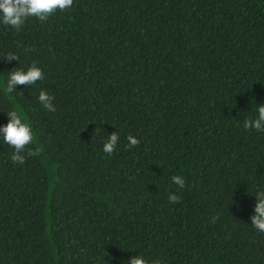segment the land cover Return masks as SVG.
<instances>
[{
    "label": "trees",
    "instance_id": "16d2710c",
    "mask_svg": "<svg viewBox=\"0 0 264 264\" xmlns=\"http://www.w3.org/2000/svg\"><path fill=\"white\" fill-rule=\"evenodd\" d=\"M34 62L44 79L7 93ZM260 104L264 0H74L0 23V127L18 111L42 149L13 164L0 139V264H264V132L243 127Z\"/></svg>",
    "mask_w": 264,
    "mask_h": 264
},
{
    "label": "clouds",
    "instance_id": "9594fccd",
    "mask_svg": "<svg viewBox=\"0 0 264 264\" xmlns=\"http://www.w3.org/2000/svg\"><path fill=\"white\" fill-rule=\"evenodd\" d=\"M73 2L74 0H0V23L20 31L30 17L37 18L41 23L46 22L57 11L63 12L70 9ZM19 46L23 47V45ZM33 50L27 48L25 52L28 53ZM19 59L15 53H9L5 58L7 61H19ZM43 79L44 73L35 62L27 70L13 69L7 75L6 92L15 93L17 86H32ZM54 100L55 97L46 91L41 90L39 92V103L50 112L56 111ZM7 117V124L0 127V139L14 149L11 156L12 163L22 165L25 163L26 157L39 156L42 151L40 147H29L34 142L31 126L23 120L16 110L7 112ZM243 127L246 130L254 129L257 132H264V104L258 105L255 118H246L243 121ZM126 139L129 147H136L140 144V141L132 135H128ZM119 140L120 137L117 132L108 135L103 144L104 153L111 156L115 152ZM171 179L178 188L183 189L185 187L186 181L183 176L175 175ZM255 198L254 214L250 217L251 225L260 233H264V190L258 191ZM180 199L181 197L177 194H170L168 197L170 203H179ZM216 219L214 217L212 223H215ZM127 264H148V261L142 255H137L128 260ZM155 264H160L159 260Z\"/></svg>",
    "mask_w": 264,
    "mask_h": 264
}]
</instances>
